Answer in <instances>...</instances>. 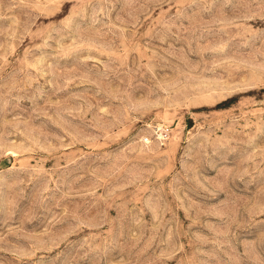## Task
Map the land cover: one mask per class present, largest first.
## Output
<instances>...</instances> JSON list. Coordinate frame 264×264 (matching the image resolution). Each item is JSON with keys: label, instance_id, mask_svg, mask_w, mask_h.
<instances>
[{"label": "rangeland", "instance_id": "rangeland-1", "mask_svg": "<svg viewBox=\"0 0 264 264\" xmlns=\"http://www.w3.org/2000/svg\"><path fill=\"white\" fill-rule=\"evenodd\" d=\"M0 264H264V0H0Z\"/></svg>", "mask_w": 264, "mask_h": 264}, {"label": "built area", "instance_id": "built-area-1", "mask_svg": "<svg viewBox=\"0 0 264 264\" xmlns=\"http://www.w3.org/2000/svg\"><path fill=\"white\" fill-rule=\"evenodd\" d=\"M145 140H148V138H145Z\"/></svg>", "mask_w": 264, "mask_h": 264}]
</instances>
